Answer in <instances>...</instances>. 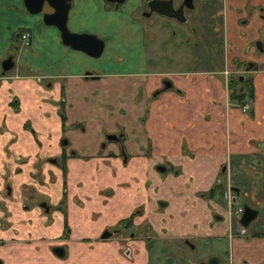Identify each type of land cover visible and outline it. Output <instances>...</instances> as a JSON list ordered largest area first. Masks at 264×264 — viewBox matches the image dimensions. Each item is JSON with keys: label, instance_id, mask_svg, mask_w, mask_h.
Listing matches in <instances>:
<instances>
[{"label": "crops", "instance_id": "obj_1", "mask_svg": "<svg viewBox=\"0 0 264 264\" xmlns=\"http://www.w3.org/2000/svg\"><path fill=\"white\" fill-rule=\"evenodd\" d=\"M222 4V66L213 59L212 68L166 70L148 57L137 0L122 11L104 0H71L67 29L103 39L97 59L62 45L57 29L28 14L23 0H0V63H14L9 73L0 69V219L8 214L0 264H198L211 257L264 264V238L234 235L208 194L221 179L250 204H264V0ZM245 8L248 21L240 22ZM159 35L166 34L154 39L158 50ZM257 39L263 51L249 73L253 96L244 112L229 100L226 80L255 56ZM119 132L125 161L118 144L102 145ZM64 189L71 235L67 258L55 262L48 244L62 232L61 215L50 223L21 207L36 193L58 204ZM129 216L144 230L126 261L93 240Z\"/></svg>", "mask_w": 264, "mask_h": 264}, {"label": "flooded vegetation", "instance_id": "obj_2", "mask_svg": "<svg viewBox=\"0 0 264 264\" xmlns=\"http://www.w3.org/2000/svg\"><path fill=\"white\" fill-rule=\"evenodd\" d=\"M150 0H146L144 4L142 5L140 3V7L138 8V14L144 15L147 22V29L150 32L151 38L157 37V34L164 32L166 34V38H160L158 45L160 46L162 55L167 59V50L176 47L175 38L177 37L179 39V48L181 47H194L196 48V45L193 46V41L195 40V36L198 35L196 32L194 21L204 20V18L208 21H212L215 15L217 13L222 17V39L224 43V37H223V4H221L220 9L215 10V12L212 13V11H208L209 9H212V6L216 4V0H160L164 2L169 3V7L172 9V11H179V13L183 16L184 21L180 22L178 19L168 18L163 15H157L154 11H150L151 9L148 7L147 2ZM124 3V1H123ZM108 6L114 7L113 4H108ZM122 4V3H121ZM121 4H119L116 8H118ZM165 5V4H163ZM158 6V5H157ZM165 8V6H163ZM154 9V8H152ZM216 9V8H215ZM258 12H262V7L257 6L256 8ZM136 10V11H137ZM244 17L240 19V22H247L249 12L247 8L244 10ZM205 13V15H201ZM215 14V15H214ZM261 16L260 14H258ZM210 26H212L210 24ZM157 32V34H156ZM191 35V37H189ZM193 40V41H192ZM192 42V44H189V42ZM190 42V43H191ZM253 49L255 50V56L253 54V57L248 58L246 61L236 64V67L238 70L227 77V82L231 79H236L238 82L249 80L250 75L249 73L256 68V56L262 52V43L258 39L253 43ZM197 49V48H196ZM217 51V49H215ZM213 51V50H212ZM216 51L213 52L216 54ZM248 51V50H247ZM257 51V53H256ZM264 52V51H263ZM201 59V57H199ZM198 58V59H199ZM207 59H212L210 55H208ZM191 60V59H189ZM217 66V65H216ZM165 81V80H164ZM226 82V83H227ZM164 87V85H163ZM251 99H245V101L241 103H237L239 107L245 112L247 111L248 105L250 104ZM247 102V103H246ZM108 136H113V139H107ZM115 138L118 140H115ZM122 138L123 133L119 132L116 134H107L105 135V141L102 145H105V142H112L116 143L119 146V149L121 151V156L123 158V161L126 159V154L124 152V147L122 145ZM60 144L64 145V147L67 144L66 139H61ZM54 162V161H53ZM158 168H162L163 171H159ZM156 170L158 172H164L165 167L162 165L156 166ZM261 191L264 192V181L261 185ZM65 191L64 189L62 198L60 199V202L58 204L52 205L49 203L47 196L36 193L34 195H29L25 199V203L22 204V210H27L28 212L37 210V212L45 217V221L48 220V222H54L52 216L54 213H58L62 217V232L60 236L57 238V240L52 241L48 244V252L53 258V260L56 262H63L66 258V242L70 239L71 235V229L68 226L67 221V210L65 206ZM210 195H213V197L217 198L218 200L222 201L223 208L225 209L228 217V221L232 224V231L233 234L236 236H239L241 238L250 239V238H264V224L261 222L259 223V219L261 217H264V204H260L259 206H254L250 204L241 194L240 188L236 186L235 184H228L225 185V183L222 182L221 179L218 180L214 186H212L210 192L208 193ZM243 200V204H236V200L240 199ZM244 208L249 209L250 211L254 212V217L246 224L243 225L241 222L242 215L244 212ZM135 213V212H134ZM8 218V214H4V216L0 219V228H3L6 226V219ZM51 225V224H50ZM257 227V228H256ZM44 229V228H43ZM143 228L134 226L132 224V216H129V218H126L124 220H121L118 222L115 226L112 227H104L96 236V238L93 240L94 243L98 245H107L108 247L115 248V257L119 258L120 256L126 260L131 261L132 257V248L130 246L131 241H135V239L138 237V234L140 233V230ZM144 230V229H143ZM103 235H107L106 237H102ZM143 239H147L146 237H143ZM84 243H88V247H92V240H83ZM183 243H187V241H183ZM190 245V244H188ZM189 257H192L191 251H188ZM185 259V258H183ZM218 263V260L214 257L208 258L203 262H199L198 264H216ZM117 264V263H115Z\"/></svg>", "mask_w": 264, "mask_h": 264}, {"label": "water", "instance_id": "obj_3", "mask_svg": "<svg viewBox=\"0 0 264 264\" xmlns=\"http://www.w3.org/2000/svg\"><path fill=\"white\" fill-rule=\"evenodd\" d=\"M108 4H113L116 8L124 0H104ZM71 0H23L25 11L31 15L41 14V20L46 26H53L59 33V38L62 45L69 47L74 51H79L91 58H98L104 47V43L101 39L92 34H78L70 32L67 29L66 21L68 11L70 9ZM165 4V5H163ZM150 11H154L157 15H163L168 18L178 19L183 22L184 18L179 11H172L169 7V3L160 0H150L147 2ZM158 5V6H157ZM165 6V8H163ZM47 7L50 12H43V8ZM154 8V9H152ZM144 14L143 16H146ZM13 60L11 57H7L0 63L1 74H5L13 68ZM164 88H170V82L165 80L162 82ZM107 139H113V136H108ZM115 140H118V138ZM159 171H163L162 168H158ZM254 212L247 208H244L241 222L246 225L253 217ZM103 235L102 237H106Z\"/></svg>", "mask_w": 264, "mask_h": 264}, {"label": "rangeland", "instance_id": "obj_4", "mask_svg": "<svg viewBox=\"0 0 264 264\" xmlns=\"http://www.w3.org/2000/svg\"><path fill=\"white\" fill-rule=\"evenodd\" d=\"M135 0H124V3H122L119 7L120 10L122 8H125L126 6L130 5L131 3H134ZM142 5L146 0H137ZM222 4V0H216V4L212 6V9H209L208 11L215 12V10L220 9ZM45 9L47 7H44ZM43 8V9H44ZM142 8V6L140 7ZM216 8V9H215ZM122 11V10H121ZM138 10L135 12V14L144 22H146V18L142 15L139 16ZM205 15V13L201 14ZM215 15V14H214ZM206 18V17H205ZM204 18V20L194 21V26L196 29V32L198 33L197 36H195V40L193 41V46L196 45V48L194 47H181L176 49L177 47L173 48L174 50L171 51V49L167 50L166 56L167 59L164 57L160 58L158 54V51H161L162 49L158 50L154 48L152 43L155 44L154 39L155 37L151 38L150 32L148 29L145 30V41H146V48L148 49V57L153 59L157 57L159 58V67L161 69H169V70H186V69H198L201 67L208 68L214 65V60H216L217 67L220 68L222 66V59H223V52H224V43L222 39V17L217 13V15L214 16L212 21H207ZM210 24L212 26H210ZM147 25V22H146ZM85 34V33H84ZM157 34V32H156ZM160 38H166L163 35H159ZM191 37V35H189ZM177 38V37H176ZM103 43L104 40L102 39ZM191 42V41H190ZM189 44H192V42ZM153 48V49H152ZM150 49V50H149ZM217 49V51L215 50ZM213 50V51H212ZM216 51V54L213 53ZM257 53V51H256ZM208 55L211 56L212 59H207ZM100 57V56H99ZM98 57V58H99ZM201 57V59L199 58ZM199 58V59H198ZM97 59V58H93ZM191 59V60H189ZM165 60H168V63H166ZM9 73V72H8ZM7 73V74H8ZM216 202H218L221 206H223L222 201L218 200L217 198ZM244 202L243 200L237 199L236 204L242 205Z\"/></svg>", "mask_w": 264, "mask_h": 264}, {"label": "trees", "instance_id": "obj_5", "mask_svg": "<svg viewBox=\"0 0 264 264\" xmlns=\"http://www.w3.org/2000/svg\"><path fill=\"white\" fill-rule=\"evenodd\" d=\"M229 91V100L237 103H243L245 99H252V83L251 80L238 82L236 79H231L227 82Z\"/></svg>", "mask_w": 264, "mask_h": 264}, {"label": "built area", "instance_id": "obj_6", "mask_svg": "<svg viewBox=\"0 0 264 264\" xmlns=\"http://www.w3.org/2000/svg\"><path fill=\"white\" fill-rule=\"evenodd\" d=\"M25 37H27V34L21 36V38H25Z\"/></svg>", "mask_w": 264, "mask_h": 264}]
</instances>
